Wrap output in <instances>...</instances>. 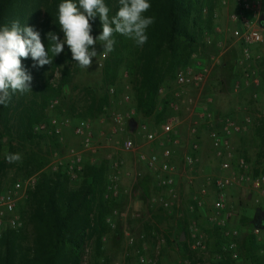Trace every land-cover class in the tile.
I'll use <instances>...</instances> for the list:
<instances>
[{
  "label": "rangeland",
  "instance_id": "obj_1",
  "mask_svg": "<svg viewBox=\"0 0 264 264\" xmlns=\"http://www.w3.org/2000/svg\"><path fill=\"white\" fill-rule=\"evenodd\" d=\"M216 9L218 16L215 15ZM236 11L234 0H215L209 23L204 9L196 13L195 49L186 62L175 67L160 84L153 115L143 118L134 111L126 122L127 132H135L137 126L143 125L151 133L152 139L132 134L133 148L129 151H123L120 147L125 132H111L113 123L110 116L111 112L121 115L129 113V103L134 102V83L127 68L121 64L116 69L114 79L103 83L102 66H98L100 56L93 59L92 67L87 72L72 61L71 81L60 88L57 96L49 99L41 121L48 123L50 119H55L59 125V134H37L47 137L39 142L41 148L48 152L44 169L52 171V163L59 161L62 165L68 161L70 149L79 153L82 166L102 164L106 183L111 163H119L120 173L124 171L122 168L127 161L134 164V168H131L133 171L126 172L130 174L133 186L122 192L121 196L118 193L114 200L117 213H108L105 217L107 232L102 238L100 254L91 250L88 241L80 264H138L134 246L140 244L139 235L144 236L143 253L148 260L145 264H217L220 261L227 264H253L255 258L264 259V198L251 185L252 179L264 169V60L249 62L247 65L238 63L240 48L229 32L237 26H232L234 22L230 18ZM218 19H222L224 24ZM257 21L263 24L260 31L264 39V3ZM100 32L92 27L91 35L96 37ZM125 40L129 48L134 44L128 38ZM95 48L98 55L103 51L99 43ZM259 48L256 51L264 53L263 46ZM219 53L221 64L216 66L214 60ZM104 61L105 58L102 65ZM188 69L204 71L202 82L197 85H177L174 82L175 72ZM243 70L249 75L253 73L252 77L257 78L259 83L255 86L250 82L233 91V83L242 78ZM58 76V71L54 70L50 81L55 84ZM110 87L114 90L111 95L107 92ZM124 96L129 97L128 102H123ZM102 98L105 102L99 109V100ZM52 101L55 103L51 105ZM200 110L214 116L228 115L239 123H245L244 118L249 117L250 120L245 132L233 135L230 142L228 140V149L221 157L212 152L206 126L197 125L198 161L188 169L183 166L182 158L189 152L191 120ZM158 115L160 118L156 119ZM166 117H174L179 123L174 138L160 133L159 126ZM81 118L89 121L92 150H81L78 139L72 133L73 125ZM65 120H68L67 124ZM49 137L54 138L57 144H52ZM204 142L205 147L202 148ZM165 147L172 151L177 191L175 203L167 210L160 208L157 203H151V199L161 193L155 186L152 171L139 160V155L159 153ZM239 159L244 161V168L237 166ZM223 161L228 163L227 169L221 168ZM57 172L61 173L60 169ZM10 175L5 183L0 184V192L9 186L10 181L22 180L20 177L12 179ZM238 175H243V180L235 181L234 177ZM80 176L77 180L68 179V185L76 187L80 183ZM217 178L231 179L225 193V208L229 212L225 228L237 232L232 239L236 255L233 259L230 254L220 250L219 244L220 241H229L222 240L217 226L218 221L224 219L227 213H220L218 218L211 213L214 200L212 183ZM258 211L262 213V227L255 226L252 221ZM255 227L259 229L256 234L252 233ZM183 230L186 231V238L179 241ZM129 237L135 241V245L128 243ZM184 240L185 248L181 244ZM196 240L202 248H192ZM243 243L246 244L244 247Z\"/></svg>",
  "mask_w": 264,
  "mask_h": 264
},
{
  "label": "trees",
  "instance_id": "obj_2",
  "mask_svg": "<svg viewBox=\"0 0 264 264\" xmlns=\"http://www.w3.org/2000/svg\"><path fill=\"white\" fill-rule=\"evenodd\" d=\"M214 1L150 0L151 8L145 15L154 17V23L147 29V43L143 47L134 43L129 48L125 37L117 34L114 51L102 65V82L112 81L116 69L124 64L134 83L135 113L145 118L152 116L160 84L175 67L184 64L195 49L196 13L204 9L209 23ZM61 2L0 0V25L19 19L21 24L40 32L47 48L48 32L63 39L57 21V6ZM105 3L114 15L119 8L118 0H105ZM92 27L102 30L99 17ZM22 63L33 77L32 93L15 94L8 107L0 106V184L8 180V174L11 178L22 179L34 174L36 180L18 208L21 227L4 231L0 236V264H80L86 242L90 241L91 250L100 254L102 238L107 232L105 217L116 203L106 195L102 164L82 166L80 183L76 187L68 185L63 173L44 169L48 152L39 142L47 137L35 134L32 127L44 118L49 99L57 96L60 88L71 81L72 59L67 45L59 56L53 57L52 65L37 69L32 67L31 59H22ZM54 70L59 74L55 84L50 81ZM104 102V98L99 100V109ZM49 141L57 144L54 138L49 137ZM7 153H20L23 159L10 164L5 160ZM12 182L14 180L9 185ZM259 214L262 215L261 211L256 212L252 221L255 226L262 227L263 217L256 219ZM182 233L185 239L186 231ZM181 244L185 248V240ZM253 264H264V259L255 258Z\"/></svg>",
  "mask_w": 264,
  "mask_h": 264
},
{
  "label": "built area",
  "instance_id": "obj_3",
  "mask_svg": "<svg viewBox=\"0 0 264 264\" xmlns=\"http://www.w3.org/2000/svg\"><path fill=\"white\" fill-rule=\"evenodd\" d=\"M237 6V11L233 13L230 18L237 24L230 32V37L238 43L239 52V64L247 65L249 62H260L264 60V55L261 52L256 51V48L263 46L264 39L261 35L262 22L257 21L260 14L262 4L264 0H234ZM220 54L215 58L214 65L220 66L219 60ZM101 62L98 66H102L103 57H100ZM243 76L240 80L233 83L232 90L236 91L240 87H245L251 82L255 86L258 85L259 81L257 78H253V73H249L243 70ZM204 77V71L202 70H185L176 71L174 74V82L177 85H197L202 82ZM160 91V89H158ZM107 92L113 94V88H108ZM129 97L124 96L123 102H128ZM55 101L51 102V105ZM133 111L125 113L123 115L112 113L111 121L113 123L111 127L112 133L125 132V136L121 141L120 147L123 151H129L133 148V141L131 138L132 134H141L147 140L152 139L151 133L145 130L143 125L137 126L134 131H126L125 125L127 120L130 119ZM245 123H239L234 120L231 116L221 115L214 116L205 110H200L195 113V116L191 120L189 127V135L191 136L189 144V152L186 153L182 158V163L185 168L191 169L198 161L197 153L199 150V142L196 137V126L204 125L207 128L208 138L210 141V147L215 156L221 157L223 153L228 149V140L231 136L236 134H242L246 130V124L249 123L247 118L244 119ZM68 123V120H65ZM179 123L174 117H166L162 120L159 130L160 133L169 137L174 138L177 135V127ZM35 134H46L56 136L59 134V125L55 119H50L48 123L40 122L32 127ZM73 135L78 139L81 150H92V131L89 121L85 118H81L75 122L72 127ZM175 143L176 141L173 140ZM70 159L64 164L54 162L51 165L52 171H58L60 169L69 180H77L81 174L82 165L81 158L78 152L69 150ZM172 151L168 147L162 148L159 153H150L148 155H139V160L144 162L149 170L152 171L155 178V186L160 190V195L155 196L151 199V203H157L158 206L164 210L169 209L177 199V191L175 188L174 175L176 173V167L171 161ZM221 168L227 169L228 163L226 161L221 162ZM237 166L244 168L245 164L242 159L238 160ZM111 171L107 177L106 183V195H110L115 200L119 193V163H111ZM243 175L234 177L235 181L243 180ZM36 180V175H30L25 177L21 181L12 182L6 189L0 192V236L4 231L17 230L22 225V220L18 211L20 203L25 199L26 192L31 189ZM231 184V179L217 178L212 183V189L214 193V200L211 203V213L218 218L220 213H227L224 219L219 220L217 223L218 229L222 240L229 239L226 243H220V250L230 254V257L235 258V243L232 241L236 237L237 232L231 231L225 228V220L229 216V212L225 208L226 189ZM252 187L256 190L258 195L264 198V169L251 181ZM257 202V200H255ZM112 215L117 213L116 209H112L110 212ZM108 222V220H107ZM258 228L255 227L252 233L256 234ZM138 241L140 244L134 246V255L138 264H145L148 260L143 253L144 247V236L139 235ZM128 243L135 245V241L129 237ZM200 242L194 241L192 248L199 247Z\"/></svg>",
  "mask_w": 264,
  "mask_h": 264
},
{
  "label": "clouds",
  "instance_id": "obj_4",
  "mask_svg": "<svg viewBox=\"0 0 264 264\" xmlns=\"http://www.w3.org/2000/svg\"><path fill=\"white\" fill-rule=\"evenodd\" d=\"M118 4V10L111 15L105 0H62L57 6V21L63 39L48 32L47 48L40 32L21 24L19 19L0 25V106L8 107L15 94L32 93L33 77L22 59H31L32 67L37 69L52 65L53 57L59 56L67 45L72 61L87 72L94 58L106 59L114 51L117 34L143 47L148 41L147 29L154 23V17L145 15L151 8L150 0H118ZM96 17L102 30L93 37L91 22ZM97 43L103 46L99 55L95 48ZM22 159L20 153L5 155L10 164Z\"/></svg>",
  "mask_w": 264,
  "mask_h": 264
},
{
  "label": "crops",
  "instance_id": "obj_5",
  "mask_svg": "<svg viewBox=\"0 0 264 264\" xmlns=\"http://www.w3.org/2000/svg\"><path fill=\"white\" fill-rule=\"evenodd\" d=\"M218 12H217V9H216V13H215V15L216 16H218L219 15V13L217 14ZM225 20V19H224ZM218 21L219 22H221L222 24H224L223 23V20L222 19H218ZM233 25H236V23L234 24V23H232V26ZM256 49H259L260 50V48L259 47H257ZM220 54V53H219ZM218 54V55H219ZM263 55H264V53H262ZM217 55V56H218ZM130 104V106H131V109H130V111H133L134 112V110H132V108H134V102H132V103H129ZM133 106V107H132ZM137 114V113H136ZM139 116V115H138ZM141 116V115H140ZM142 117V116H141ZM143 118H145V117H143ZM245 119V118H244ZM248 120H250V118L248 117ZM251 121H252V119H251ZM232 137V136H231ZM231 137L229 138V139H231ZM229 142H230V140H229ZM203 147H205V142H204V145L202 144V148ZM203 150V149H202ZM204 151V150H203ZM131 168H134V164L133 163H130L129 161H127V163H126V166L124 165V167L122 168V171L124 172H122V173H120V182H119V188H120V190H119V196H121V194H123L122 192H124V191H128V189L129 188H131L132 186H133V181L131 180V178L129 177L130 176V174H128V173H130V172H132L133 170H131ZM129 169V170H128ZM126 172H128V173H126ZM134 195V194H133ZM134 206H136V204H134Z\"/></svg>",
  "mask_w": 264,
  "mask_h": 264
},
{
  "label": "water",
  "instance_id": "obj_6",
  "mask_svg": "<svg viewBox=\"0 0 264 264\" xmlns=\"http://www.w3.org/2000/svg\"><path fill=\"white\" fill-rule=\"evenodd\" d=\"M261 216H262L261 214L257 215V216H256V219H257V220L261 219ZM183 239H184L183 234H180L179 241H182Z\"/></svg>",
  "mask_w": 264,
  "mask_h": 264
}]
</instances>
